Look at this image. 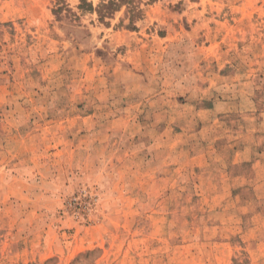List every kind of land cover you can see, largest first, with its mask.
Listing matches in <instances>:
<instances>
[{"label":"rangeland","instance_id":"rangeland-1","mask_svg":"<svg viewBox=\"0 0 264 264\" xmlns=\"http://www.w3.org/2000/svg\"><path fill=\"white\" fill-rule=\"evenodd\" d=\"M102 1L0 0V264H264V0Z\"/></svg>","mask_w":264,"mask_h":264},{"label":"trees","instance_id":"trees-1","mask_svg":"<svg viewBox=\"0 0 264 264\" xmlns=\"http://www.w3.org/2000/svg\"><path fill=\"white\" fill-rule=\"evenodd\" d=\"M156 1L158 0H103L96 8L87 2H84V5L80 8L86 11L96 12L100 20L112 18L122 8H126L130 23L134 25V22L143 16V9L140 4L144 3L145 5H149Z\"/></svg>","mask_w":264,"mask_h":264}]
</instances>
